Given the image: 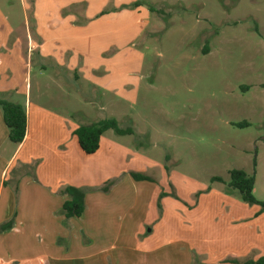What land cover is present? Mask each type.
Returning <instances> with one entry per match:
<instances>
[{"label": "rangeland", "instance_id": "obj_1", "mask_svg": "<svg viewBox=\"0 0 264 264\" xmlns=\"http://www.w3.org/2000/svg\"><path fill=\"white\" fill-rule=\"evenodd\" d=\"M66 1L0 0V30L9 29L26 45L29 31L38 40L36 28H48V17L53 22L52 17L74 16L72 24L82 29L100 16L113 18L114 27L103 24L78 40L83 47L93 44L92 59L116 75L134 77V88L100 99L73 78L66 90L72 112L85 122L116 119L135 130L128 136L109 132L130 152L116 165L100 162L103 170L134 171L151 179L144 180L147 187L159 188L153 206L158 218L147 229L155 238L145 247L140 236L130 241L131 251L121 248L120 261L128 264L126 256L134 252L132 264H141L144 256L137 252L149 246L161 253L153 262L147 257L151 264H233L264 257V213L228 185L230 171L243 170L255 176L254 196L264 201V0H98L96 7L89 0ZM31 51H23L30 66H23L22 75L31 98L51 106L47 92L49 86L56 91L55 69ZM101 101L107 108L99 109ZM91 102L98 110L87 106ZM215 177L223 182H212ZM199 198L193 224L196 218L188 212ZM223 198L233 209L226 217L216 206ZM164 199L187 211L168 208L163 216Z\"/></svg>", "mask_w": 264, "mask_h": 264}, {"label": "crops", "instance_id": "obj_2", "mask_svg": "<svg viewBox=\"0 0 264 264\" xmlns=\"http://www.w3.org/2000/svg\"><path fill=\"white\" fill-rule=\"evenodd\" d=\"M89 1L95 3V7L99 2ZM73 17L63 21L52 17L53 22L48 17V28H36L39 41H35L29 31L26 45L14 38L9 29L0 30V99L23 105L28 117L25 140L15 145L9 140V130L0 108V264H123L121 248L131 251L126 245L138 240V236L143 238L142 247L155 238L152 230L147 235V229L152 220L158 218L153 206L159 188L151 189L145 185L146 181H136L131 176L136 173L134 171L103 170L100 162L116 165L130 152L115 138L107 137L111 130L102 136L100 148L93 155L83 153L74 134L78 127L96 123L85 122L72 112L71 93L66 87L70 88L68 84L73 78L96 90L100 99L110 93L119 96L120 91H130L135 79L132 76L121 78L106 68L102 60L92 59L93 44L83 47L78 40L103 24L114 27L113 18L100 16L91 22V29H82L72 24ZM34 49L39 51L40 62L49 60L56 72L52 81L56 91L49 86L47 92L51 106L31 98L27 77L22 75L23 66L29 64L26 59H30L25 58L23 51L28 55ZM17 96L22 100L16 99ZM100 105L101 110L107 108L102 101ZM109 105L115 106L113 101ZM87 106L98 110L92 102ZM122 173L124 177L118 181ZM111 181L116 183L105 192V185ZM68 187L86 191V209L79 218L67 219L62 213L64 203L70 200L66 193ZM163 191L170 192L169 188ZM163 203H166L163 216L168 208L181 214L187 211L182 203L170 199H164ZM197 205L188 212L193 220L196 218L193 224L198 218L200 198ZM216 206L223 207L221 217L233 212L225 198L217 200ZM11 221L13 228L1 232ZM135 223L138 228L134 230ZM192 227L194 235V225ZM159 251L160 248L149 246L143 253L137 252L140 257L144 256L141 264H151L153 258H159L161 253L155 255ZM133 253L126 256L128 264L134 261ZM159 261L154 262L161 264Z\"/></svg>", "mask_w": 264, "mask_h": 264}, {"label": "trees", "instance_id": "obj_3", "mask_svg": "<svg viewBox=\"0 0 264 264\" xmlns=\"http://www.w3.org/2000/svg\"><path fill=\"white\" fill-rule=\"evenodd\" d=\"M150 11L154 9L150 8ZM0 108L3 112L5 124L9 130V140L15 145L22 144L25 140L28 128V117L26 108L17 103H13L7 100L0 99ZM247 126V123L243 124ZM114 131L120 136L134 135L135 130L133 128H122L116 119H106L96 124L83 125L78 127L74 134L77 138L80 149L86 155L95 154L100 148V141L102 136L107 131ZM131 176L136 181L151 180L149 177L132 173ZM212 182H223L221 178L215 177ZM256 178L254 175H248L243 170L230 171V181L228 183L231 189L237 190L241 196V199L253 206L260 208V213H264V201H259L254 196ZM116 181L108 182L104 191H109L110 186L115 184ZM66 193L69 195L70 200L66 201L63 205L62 213L67 218H79L83 215L85 206V190L75 187H68ZM13 221L7 223L3 230H10L13 228ZM233 264H264V257L257 261H246L245 263H239L233 261Z\"/></svg>", "mask_w": 264, "mask_h": 264}]
</instances>
